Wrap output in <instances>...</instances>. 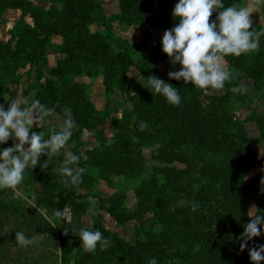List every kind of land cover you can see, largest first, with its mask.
Returning a JSON list of instances; mask_svg holds the SVG:
<instances>
[{
	"label": "rangeland",
	"instance_id": "rangeland-1",
	"mask_svg": "<svg viewBox=\"0 0 264 264\" xmlns=\"http://www.w3.org/2000/svg\"><path fill=\"white\" fill-rule=\"evenodd\" d=\"M0 0V43L11 44V50L15 53L19 50H28L29 42H25V28H31L34 22L30 16L22 17L17 9H3ZM40 10H48L52 3L50 0H27ZM101 8L107 18L119 13L116 0H100ZM226 6L236 8L246 7L251 12L250 18L261 24L264 30V3L260 0H226ZM55 7L59 8L58 5ZM170 11L162 9L158 17L166 21ZM72 24V20L62 18L60 26ZM112 34L139 49V53L145 52L149 56L165 54L161 51V39L164 31L154 29L150 26H129L119 22H113ZM24 27V28H23ZM90 32H103L100 25L89 26ZM62 36H51L43 43L42 58L37 64H26L22 54L12 56L7 63L8 69L2 67L0 61V103L9 104L12 100L24 97H34V87H40L48 80L57 82L51 75V70L56 67L62 58L58 54L57 46L63 43ZM5 51V50H3ZM140 55L134 57L137 64ZM224 63V61H223ZM4 64V62H3ZM169 66L179 69V64ZM226 69V64L224 63ZM132 69V68H131ZM130 69V70H131ZM103 68L98 70L97 75H75L69 74L64 81H58L53 89L55 96L64 97L69 89L78 88L88 97L96 116L90 121V129L82 130L81 134L69 141V149L73 153L83 154L87 159H81L80 166L84 168L82 181L77 190L80 201L92 204L100 213L103 226L109 232L117 235L128 246L135 247L140 242L152 241L155 246L161 240H147L151 236H159L163 233L172 235L186 234L178 220L168 224L164 221L165 214L173 215L179 209H184L197 204L200 198L204 200L211 196L217 197L216 191L224 184L227 172L234 169L231 156L227 152L215 154L208 149L197 148L189 138L183 139L179 144L185 160L183 162L173 160L172 163L163 162L155 153L154 149L158 139L149 138V133L139 134L135 129L137 120L136 108L121 93L113 90L111 95L105 88L103 80ZM129 70V72H130ZM126 74L127 88L133 96L140 99L138 104L147 106L149 110L153 107L147 94L151 92L145 88L136 75ZM139 73V72H138ZM140 76L146 78L139 73ZM160 79L166 74L163 65L151 71ZM240 89L244 95L236 98V93L229 96L228 101L232 107L233 119L242 122L244 129L251 137L259 136V130L251 120L253 117L264 119V90L254 89L250 80L239 82ZM198 89V88H197ZM200 92V100L206 98H221L227 96L225 88L214 90L205 94ZM36 97L41 103L52 108L50 100L43 95ZM81 97V96H80ZM45 98V99H44ZM251 100L252 103H249ZM64 117L53 114L43 124H36L32 132L41 133L44 139H48L52 131H61ZM149 132L155 136H164V131L155 121L149 125ZM170 132V130H169ZM14 141L11 139L0 147H9ZM27 147V146H26ZM256 158L264 157V145H253ZM175 155V153L173 154ZM64 151L57 152L51 158L41 155L37 166L25 171L21 185L15 189L0 188V264H76L78 257L77 249L85 251L79 239L81 228L87 227L91 230V221L81 215H77L71 209L59 211L47 208L41 204L40 199L47 195L48 191L40 183L36 182V174H45L53 170L56 174V182L65 185L59 169L63 166ZM131 163V166L129 165ZM46 164V166H44ZM259 168L249 169L243 174L237 188L244 192L248 182L253 179ZM259 196L249 197L248 214L254 216L257 212L256 203ZM207 210L203 206L198 218V224L204 218ZM57 211L60 215H57ZM121 218L132 217L127 222L118 223L112 214ZM233 230L235 225H233ZM16 232H23L30 238L32 243L21 246L15 239ZM61 234L65 240V246L72 248L63 259L62 247L59 240ZM172 242V240H169ZM189 241V240H183ZM172 247L170 252L176 253L189 247L187 257L193 264H212L221 262L230 264L231 255L223 254L214 256L206 244L200 240H191L193 244H183ZM77 243V245H74ZM160 246V247H161ZM171 246V245H170ZM100 259L94 264H148L150 255H142L136 258L133 255L122 252L117 248L103 251ZM230 252L229 254H231ZM174 255V254H173ZM173 262L179 263L178 258ZM158 264H169L158 261Z\"/></svg>",
	"mask_w": 264,
	"mask_h": 264
},
{
	"label": "trees",
	"instance_id": "trees-1",
	"mask_svg": "<svg viewBox=\"0 0 264 264\" xmlns=\"http://www.w3.org/2000/svg\"><path fill=\"white\" fill-rule=\"evenodd\" d=\"M118 2L119 13L107 18L101 8L100 0H50L52 6L48 10H40L27 0L4 1L3 9H17L22 13V17L30 16L34 22L33 27L25 28V42H29L28 50L12 52L10 43H0V61L2 67L8 69L7 63L13 57L22 54L24 63L37 64L42 58L43 43L51 36H62L63 43L57 46L58 54L62 58L57 62L56 67L51 70V75L56 81H64L67 75H88L98 74V70L103 68V80L105 88L111 95L113 90L124 95L128 101L136 108L137 120L135 129L139 134L149 133V138L158 139L154 149L156 155L165 163H172L173 160L183 162L185 158L178 149L179 144H183L184 138H189L200 149H208L215 154L227 152L231 156L234 169L229 170L222 186L216 191L217 197L209 196L207 199L200 198L197 208L192 210V206L179 209L175 214H165L160 216L168 224L178 220L186 234L170 235L168 233L159 236H151L147 240H161L164 246H155L152 241L140 242L135 247L128 246L120 237L109 232L103 226L99 211L87 201H80L77 194L79 186H71L66 183L61 185L56 182V174L53 170H48L45 174H36V182L40 183L48 191L47 195L40 199L41 204L47 208L58 209L59 211L71 209L77 215L87 217L92 224L91 230H99L106 237L110 244L107 248H97L94 253L76 251L78 257L76 264H94L101 258L103 251L110 248L141 258L142 255L155 257L157 261L173 262V258H178V264H193L187 257L189 247L170 252L172 247L183 244H193L191 240H200L206 244L209 251L214 256L223 254L231 255L230 264H252L248 249L259 247L264 244V236L254 237L248 242V247L240 250V234L244 230V225L250 221L248 207L249 197L259 196L256 203L258 213H264V157L256 158L253 145H264V119L253 117L252 122L259 130V136L251 137L244 129L242 122L233 119L232 107L228 101L229 96L236 93V98H242L239 82L250 80L255 90H264V34L260 38L259 49L239 57L228 55L224 57L227 69L231 73V79L225 83L227 96L221 98H206L204 102L200 100V92L189 82L185 84L183 80L176 81L168 78V72L178 69L169 66L170 58L164 56H149L144 51L139 53V49L130 43L113 36L112 23L119 22L129 26H150L154 29L165 31L172 28L177 22L171 15L176 0H116ZM226 1V0H225ZM58 5L59 8L55 7ZM226 6V5H225ZM227 7V6H226ZM162 9L170 11L166 21L158 17V12ZM213 13L210 20L215 18ZM62 18L70 19L72 24L65 23V27L60 26ZM100 25L103 32H90L89 26ZM253 30L261 31L262 26L252 23ZM24 28V27H23ZM5 50V51H3ZM139 54L140 59L134 63V57ZM4 62V64H3ZM159 64L163 65L166 74V82L172 84L179 90L181 103L173 106L166 102L163 96L157 94H147L153 107L149 110L147 106L141 107L138 102L141 98L133 96L127 88L126 74L131 68H135L146 78L151 76V71ZM48 80L40 87H34L32 97L43 95L50 100L55 114L64 117L65 110H70L73 114L76 127L73 129L71 139L77 138L82 130L90 129L92 117L96 116L91 108V102L86 95L79 93L78 88L69 89L67 94L60 98L55 96L53 89L57 82ZM2 87L0 86V89ZM85 93V92H84ZM81 96V97H80ZM45 99V98H44ZM42 101V100H40ZM252 103L251 100H248ZM146 122L147 127L141 129L140 122ZM156 122L164 131V136L150 134L149 125ZM170 130V132H169ZM175 153V155H173ZM131 166V163H129ZM259 168L260 172L248 182L244 192L240 191L236 184L241 182L243 174L249 169ZM203 206L207 207L201 224H198L200 211ZM112 214V213H111ZM113 218L120 224L127 222L132 217L121 218L113 215ZM233 225L235 229L233 230ZM62 247L63 259L72 248L65 246V240L59 234ZM169 240H172L170 242ZM74 245H77L75 243ZM171 245V246H170ZM161 246V247H160ZM78 247V245H77ZM232 252L231 254H229ZM174 254V255H173ZM212 264H222L214 262ZM264 264V262H262Z\"/></svg>",
	"mask_w": 264,
	"mask_h": 264
},
{
	"label": "clouds",
	"instance_id": "clouds-1",
	"mask_svg": "<svg viewBox=\"0 0 264 264\" xmlns=\"http://www.w3.org/2000/svg\"><path fill=\"white\" fill-rule=\"evenodd\" d=\"M260 2L264 3V0ZM213 13H216L215 18L210 20ZM250 14L246 7H226L225 0H176L171 15L177 22L163 32L161 39V51L170 58V63L180 65L178 70L168 72V78L183 80L185 84L190 82L205 94L223 89L231 79V73L224 67V57H239L259 49L264 30H253ZM129 75L143 80L141 84L151 94L163 96L170 105H180L181 95L172 84L154 75L144 78L134 67ZM53 114V108L31 97L14 99L7 107L0 103V146L10 139L14 141L9 147H0V188L15 189L21 185L25 171L37 166L41 155L51 158L61 150L64 151V160L59 171L66 183L79 186L84 173L80 161L86 160L87 156L68 150L76 127L72 112L65 110L62 130H53L48 139L31 131L34 125L43 124ZM140 127L146 128V122L141 121ZM196 208L197 205L193 204L192 210ZM57 215H60L59 211ZM259 236H264V213L251 216L244 225L239 237L240 250L243 251L249 241ZM15 239L21 246L32 243L23 232H16ZM79 239L85 251L90 253L110 244L99 230L87 227L80 229ZM248 255L252 264H262L264 244L249 248ZM148 264H158V261L153 257Z\"/></svg>",
	"mask_w": 264,
	"mask_h": 264
},
{
	"label": "crops",
	"instance_id": "crops-1",
	"mask_svg": "<svg viewBox=\"0 0 264 264\" xmlns=\"http://www.w3.org/2000/svg\"><path fill=\"white\" fill-rule=\"evenodd\" d=\"M252 22H254V23H257V24H259V25H261L260 23H258V22H256V21H254V20H252ZM225 63V62H224ZM226 64V63H225ZM226 69H227V64H226Z\"/></svg>",
	"mask_w": 264,
	"mask_h": 264
}]
</instances>
